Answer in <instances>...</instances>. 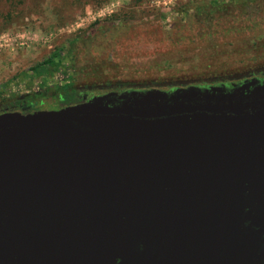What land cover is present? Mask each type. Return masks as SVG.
<instances>
[{"label":"water","instance_id":"obj_1","mask_svg":"<svg viewBox=\"0 0 264 264\" xmlns=\"http://www.w3.org/2000/svg\"><path fill=\"white\" fill-rule=\"evenodd\" d=\"M0 264H264V76L0 115Z\"/></svg>","mask_w":264,"mask_h":264},{"label":"rangeland","instance_id":"obj_2","mask_svg":"<svg viewBox=\"0 0 264 264\" xmlns=\"http://www.w3.org/2000/svg\"><path fill=\"white\" fill-rule=\"evenodd\" d=\"M0 0V86L64 47L96 65V84L176 87L264 72V0Z\"/></svg>","mask_w":264,"mask_h":264},{"label":"flooded vegetation","instance_id":"obj_3","mask_svg":"<svg viewBox=\"0 0 264 264\" xmlns=\"http://www.w3.org/2000/svg\"><path fill=\"white\" fill-rule=\"evenodd\" d=\"M50 57L37 58L0 86V115L59 111L128 88L96 84V65L87 60L79 68L78 58Z\"/></svg>","mask_w":264,"mask_h":264},{"label":"trees","instance_id":"obj_4","mask_svg":"<svg viewBox=\"0 0 264 264\" xmlns=\"http://www.w3.org/2000/svg\"><path fill=\"white\" fill-rule=\"evenodd\" d=\"M241 1H244L245 4H254L256 0H218L216 2H202L200 5L196 7L197 15L205 20H212L216 14L222 13L228 9V5ZM259 1V0H258ZM71 55L66 54L65 48L61 47L57 49L50 58H69ZM256 76H264L263 73L259 74H249L247 76L242 77L241 79L253 78ZM237 79V80H241ZM236 80H229V79H219L214 82H208L203 84H220V83H227ZM178 86H188V85H178ZM175 87V86H174ZM172 87H128L127 89H169Z\"/></svg>","mask_w":264,"mask_h":264}]
</instances>
